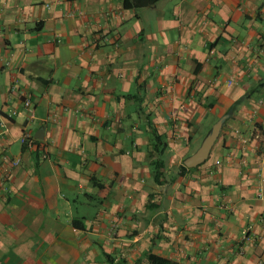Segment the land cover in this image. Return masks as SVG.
<instances>
[{
    "label": "crops",
    "instance_id": "crops-1",
    "mask_svg": "<svg viewBox=\"0 0 264 264\" xmlns=\"http://www.w3.org/2000/svg\"><path fill=\"white\" fill-rule=\"evenodd\" d=\"M123 3L0 0V264H264V0Z\"/></svg>",
    "mask_w": 264,
    "mask_h": 264
},
{
    "label": "trees",
    "instance_id": "trees-1",
    "mask_svg": "<svg viewBox=\"0 0 264 264\" xmlns=\"http://www.w3.org/2000/svg\"><path fill=\"white\" fill-rule=\"evenodd\" d=\"M128 1L131 2V4H138L141 0H124L123 5L124 6H128ZM157 0H142V3L147 4V5H152L156 2ZM156 138L158 139L159 142H161V140L159 139L160 137L157 135ZM21 140V138H20ZM36 139H32L31 136L28 135L27 139H25L24 141H21L23 144V147L28 146L29 144H34L36 145L35 149L36 151L38 150V145L35 142ZM162 146L158 149V144H154V149L157 150L159 153H161L164 149V142H162ZM37 158H39V156H37ZM159 165H160V159L156 158L153 160V171H154V177L158 178L159 176ZM141 264H188V263H180L174 260H171L169 258H165L163 256H160L154 252L148 251L145 254V262L141 263Z\"/></svg>",
    "mask_w": 264,
    "mask_h": 264
},
{
    "label": "water",
    "instance_id": "water-1",
    "mask_svg": "<svg viewBox=\"0 0 264 264\" xmlns=\"http://www.w3.org/2000/svg\"><path fill=\"white\" fill-rule=\"evenodd\" d=\"M222 125V119L217 120L210 128L208 133L203 138L200 146L184 160V164L187 167H193L202 163L209 155L210 149L214 144L220 128Z\"/></svg>",
    "mask_w": 264,
    "mask_h": 264
},
{
    "label": "built area",
    "instance_id": "built-area-1",
    "mask_svg": "<svg viewBox=\"0 0 264 264\" xmlns=\"http://www.w3.org/2000/svg\"><path fill=\"white\" fill-rule=\"evenodd\" d=\"M23 103H24L25 106H29L30 105V100L28 98H25L23 100ZM27 137H28V134L27 133H23L22 136H21V141H24L25 139H27ZM12 163L14 165H17L19 163V159L18 158H13L12 159ZM217 163H219V161H217ZM257 196L258 197H262L263 196V192H262V189L260 187L258 188Z\"/></svg>",
    "mask_w": 264,
    "mask_h": 264
}]
</instances>
